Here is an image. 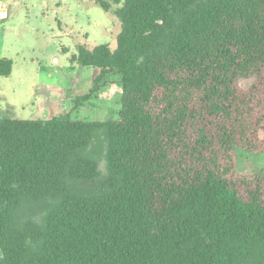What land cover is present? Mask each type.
<instances>
[{"label":"trees","instance_id":"trees-1","mask_svg":"<svg viewBox=\"0 0 264 264\" xmlns=\"http://www.w3.org/2000/svg\"><path fill=\"white\" fill-rule=\"evenodd\" d=\"M114 14L115 48L72 61L91 93L120 75L118 119L0 117V264H264V169L236 173L238 149L264 154V0Z\"/></svg>","mask_w":264,"mask_h":264},{"label":"rangeland","instance_id":"rangeland-1","mask_svg":"<svg viewBox=\"0 0 264 264\" xmlns=\"http://www.w3.org/2000/svg\"><path fill=\"white\" fill-rule=\"evenodd\" d=\"M108 12L95 0H0V58L12 61L0 76V117L80 121L118 119L120 75L108 73L91 93L98 70L72 61L80 47L116 46L120 22L113 0ZM249 80L240 82L245 87ZM236 173L264 169V154L236 151ZM99 169L105 174L103 157Z\"/></svg>","mask_w":264,"mask_h":264}]
</instances>
